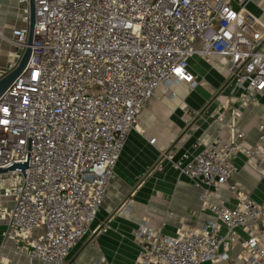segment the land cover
<instances>
[{
    "label": "built area",
    "instance_id": "1",
    "mask_svg": "<svg viewBox=\"0 0 264 264\" xmlns=\"http://www.w3.org/2000/svg\"><path fill=\"white\" fill-rule=\"evenodd\" d=\"M18 1L26 4L24 25L12 31L9 69L29 34V0ZM230 2L34 0L28 63L0 96V167L27 164L0 173V198L11 201L0 206V219L15 251L67 264L90 230L128 133L158 86L197 85L191 56L227 58L233 90L244 100L264 96V26ZM239 115V108L231 110L229 139L214 136L191 158L183 155L180 169L194 184L206 185L202 199L215 218L174 235L142 221L134 229V264H264V200L243 194L232 206L208 200L210 187L228 183L236 171ZM257 129L264 141V118ZM220 226L227 233L243 228L246 237L227 241ZM38 228L42 232L35 235ZM234 243L239 252L231 256Z\"/></svg>",
    "mask_w": 264,
    "mask_h": 264
},
{
    "label": "crops",
    "instance_id": "2",
    "mask_svg": "<svg viewBox=\"0 0 264 264\" xmlns=\"http://www.w3.org/2000/svg\"><path fill=\"white\" fill-rule=\"evenodd\" d=\"M230 3L235 10L253 16L258 26H264V0ZM25 6L18 0H0V74L10 68L15 51L10 38L14 29L24 25ZM188 65L197 85L180 81L169 90L158 86L142 109L137 127L128 133L90 230L71 250L67 264H89L92 259L134 264L139 247L134 229L142 221L156 231L174 235L181 227L199 228L214 219L202 199L206 185L201 180L194 184L180 168L186 162L184 154L191 158L214 136L229 139L233 108L240 109L234 124L243 135L234 158L236 171L228 183L210 187L213 195L208 200L219 199L229 206L236 204L238 194L257 202L264 200V141L257 129L264 118V96L244 100L238 88L233 90L227 58L206 59L195 54ZM10 205L9 198H0L1 207ZM101 227L106 229L99 230ZM219 231L227 235V241L231 236L244 238L247 234L243 228L227 233L220 226ZM5 232V221L0 219V264H45L15 251L16 245L6 240ZM41 232L38 228L34 234ZM238 252L234 243L230 255Z\"/></svg>",
    "mask_w": 264,
    "mask_h": 264
},
{
    "label": "water",
    "instance_id": "3",
    "mask_svg": "<svg viewBox=\"0 0 264 264\" xmlns=\"http://www.w3.org/2000/svg\"><path fill=\"white\" fill-rule=\"evenodd\" d=\"M34 0H29V34L27 38V46L23 50L17 64L7 70L6 72H3L0 75V96L4 93V91L12 84V82L17 78V76L24 70L26 67L30 53H31V47L30 45L32 44L33 41V27H34ZM27 164H12L11 166L7 168H1L0 167V173H5L8 170L15 169L17 167L21 168L24 170L26 168Z\"/></svg>",
    "mask_w": 264,
    "mask_h": 264
},
{
    "label": "rangeland",
    "instance_id": "4",
    "mask_svg": "<svg viewBox=\"0 0 264 264\" xmlns=\"http://www.w3.org/2000/svg\"><path fill=\"white\" fill-rule=\"evenodd\" d=\"M45 264H47V263H45Z\"/></svg>",
    "mask_w": 264,
    "mask_h": 264
}]
</instances>
